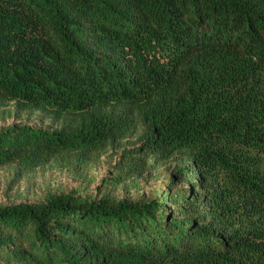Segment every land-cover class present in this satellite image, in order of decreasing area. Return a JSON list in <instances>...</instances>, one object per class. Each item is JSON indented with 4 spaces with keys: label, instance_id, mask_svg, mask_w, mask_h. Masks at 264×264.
Wrapping results in <instances>:
<instances>
[{
    "label": "trees",
    "instance_id": "1",
    "mask_svg": "<svg viewBox=\"0 0 264 264\" xmlns=\"http://www.w3.org/2000/svg\"><path fill=\"white\" fill-rule=\"evenodd\" d=\"M0 117V171L165 166L1 204L0 264H264V0H0Z\"/></svg>",
    "mask_w": 264,
    "mask_h": 264
},
{
    "label": "rangeland",
    "instance_id": "2",
    "mask_svg": "<svg viewBox=\"0 0 264 264\" xmlns=\"http://www.w3.org/2000/svg\"><path fill=\"white\" fill-rule=\"evenodd\" d=\"M13 123V120L7 122L0 117V127ZM117 156L116 152H106L91 167L61 165L18 175L14 169H3L0 171V205L40 202L54 193L74 192L99 198L108 189L120 197L136 196L149 192L162 183L165 166L126 168L120 164ZM119 175L120 178H128L127 182L112 183L109 188L103 183L104 179H115Z\"/></svg>",
    "mask_w": 264,
    "mask_h": 264
}]
</instances>
